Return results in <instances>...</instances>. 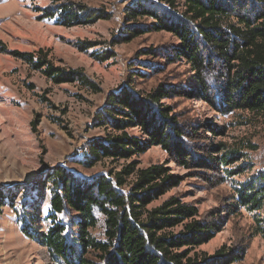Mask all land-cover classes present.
Listing matches in <instances>:
<instances>
[{"label": "rangeland", "instance_id": "obj_1", "mask_svg": "<svg viewBox=\"0 0 264 264\" xmlns=\"http://www.w3.org/2000/svg\"><path fill=\"white\" fill-rule=\"evenodd\" d=\"M139 2L156 10L169 9L163 0H0V264H58L45 246L23 231L28 227L44 232L52 226V182L47 180L52 170L63 168L84 181L97 177L115 181L132 163L136 171L165 165L174 177L166 194L152 201L148 210L176 197L197 207L198 219L212 220L215 215L219 231L191 256L198 254L201 259L220 249H245L243 260L233 264H264V238L255 220L258 212L248 211L238 195L242 183L264 172V116L225 114L188 97L196 80L188 64L166 58L179 43L171 34L145 33L125 42L123 34L129 29L154 22L127 20V10ZM63 4L83 9L81 17L94 14L103 19L63 26L59 21ZM182 10L180 6L177 11ZM16 53H31L35 62L48 64L35 69ZM50 66L80 72L96 89L77 78L56 83L44 73ZM209 78L215 85V77ZM124 89L144 97L161 89L171 91L161 104L171 107L182 124L202 126L203 132L185 142L193 152L190 167L174 162L156 146L131 159L104 158L92 167L85 164L92 140L113 134L96 126L97 113L110 93ZM211 127H217L216 135ZM129 132L142 136L137 128ZM251 144L255 150L248 148ZM230 150H240L246 157L228 166L209 161L210 156L221 158ZM136 178L135 174L126 177L122 190L129 192ZM58 220L69 224L73 215H60ZM179 231L181 226L174 229ZM103 232L104 217L99 215L92 234L103 238Z\"/></svg>", "mask_w": 264, "mask_h": 264}, {"label": "trees", "instance_id": "obj_2", "mask_svg": "<svg viewBox=\"0 0 264 264\" xmlns=\"http://www.w3.org/2000/svg\"><path fill=\"white\" fill-rule=\"evenodd\" d=\"M163 1L169 9L156 10L139 2L127 10L129 21L151 18L154 22L129 29L123 34L124 41L130 42L145 33L171 34L179 43L172 46L166 58L188 64L196 80L195 87L186 94L188 97H196L225 114L242 111L264 116V0ZM180 6L184 8L181 12L177 11ZM83 11L61 5V25L72 27L103 19L94 14L82 18ZM16 55L33 64L35 69L48 64L44 60L35 62L31 53ZM52 67H47L44 73L56 83L77 78L96 89L82 73ZM209 76L215 77V85ZM171 94L163 89L146 97L127 89L110 93L106 106L97 113L96 126L109 128L113 134L92 140L85 164L92 167L104 158L131 159L156 146L174 162L190 167L193 152L185 142L203 132V128L182 124L178 115L172 114L171 107L161 104ZM134 128L140 129L142 136L129 132ZM216 128L208 129L216 135ZM248 148L256 149L252 144ZM210 157L209 161L228 166L246 154L230 150L221 158ZM168 171L165 165L136 171V163H132L115 181L107 177L84 181L63 168H55L47 177L52 182V226L38 233L24 227V234L45 246L58 264H233L242 261L245 249L238 252L220 249L215 255L201 259L198 254L190 255L219 231L215 215L212 220L198 219V208L176 197L147 209L172 185L174 177ZM134 174L136 182L129 192H124L126 177ZM238 195L239 203L248 211L258 212L257 229L264 238V172L242 183ZM67 214L73 215L69 224L58 220V216ZM99 215L104 217L103 238L92 234L99 224ZM180 226L181 231L174 232Z\"/></svg>", "mask_w": 264, "mask_h": 264}]
</instances>
